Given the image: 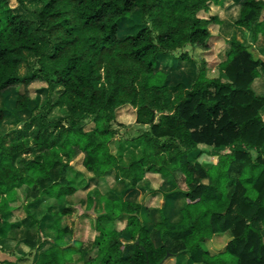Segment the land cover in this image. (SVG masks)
I'll return each instance as SVG.
<instances>
[{
    "label": "trees",
    "instance_id": "obj_1",
    "mask_svg": "<svg viewBox=\"0 0 264 264\" xmlns=\"http://www.w3.org/2000/svg\"><path fill=\"white\" fill-rule=\"evenodd\" d=\"M224 1L18 0L30 18L0 0V241L35 249L36 264H67L63 255L73 247L60 223L71 207L51 206L41 219L34 212L43 201H68L77 191L70 173L85 178L87 172V186L96 181L88 204L101 211L94 220L95 253L85 264H165L186 252L192 264H264V96L252 88L264 76V60L234 37L216 76L207 55L198 61L184 52L210 51L217 37L211 26L219 19L200 12ZM238 3L235 26L264 46V0ZM135 11L144 26L121 36L119 22ZM171 55L177 57L164 62ZM23 63L28 72L21 76ZM183 63L195 66L190 88L169 83ZM37 81L59 95L47 112L33 110L36 99L27 89L10 97L9 91ZM125 106L147 127L140 155L126 165L112 150ZM56 107L65 115L52 121ZM11 119L15 127L2 132ZM87 121L94 126L87 129ZM204 154L213 156L212 165L199 160ZM81 155L86 172L72 164ZM117 170L122 189L102 195L101 179ZM150 173L185 197L174 205L177 220L162 211L159 219L152 216L151 228L143 217L149 208L126 199ZM22 188L27 203L11 209ZM21 211L16 229L9 215ZM23 226L26 232L19 231ZM35 234L43 236L39 246ZM219 242L224 248L214 249Z\"/></svg>",
    "mask_w": 264,
    "mask_h": 264
},
{
    "label": "rangeland",
    "instance_id": "obj_2",
    "mask_svg": "<svg viewBox=\"0 0 264 264\" xmlns=\"http://www.w3.org/2000/svg\"><path fill=\"white\" fill-rule=\"evenodd\" d=\"M243 0H227L225 2L226 8H216L215 10L210 7L209 10H207L205 13L200 12L201 17H212L216 16L218 20V24H213L211 26L212 32L215 34L216 39L214 38L212 40V44L210 47V51H208L207 54L201 53L199 49H195L193 47H187L185 51L189 52L192 56L196 57L198 61H200L201 57L203 58L204 55H207L206 58L211 60L210 68L211 69H216L217 72L214 70L213 75L218 76V67H219V62L225 59V54L227 52L228 48V42L229 39L227 38H232L234 35L238 39H240L242 42H244L247 46L250 47L251 51L253 52L254 47L257 48H264L262 45L261 41L258 43H253L252 37L250 32L247 29H241L235 26L234 22L235 19L238 17L240 5L238 2H242ZM11 6L14 8V10L18 13H24L30 18H34L33 14L30 12L25 11L22 6L19 4L18 0H10ZM215 3H211V6L214 5ZM227 4V5H226ZM217 5V4H215ZM223 5V4H222ZM31 9H35L34 6H31ZM228 10L229 15L227 17V20H221L220 16H224V11ZM120 25V35L121 36H126L129 34H132L136 32L138 29L144 26L142 22V17L140 12H133L124 19H122L119 22ZM221 31L222 33H220ZM222 34V35H221ZM226 39L223 40L221 37ZM219 41L221 43H219ZM218 42V43H217ZM205 58V57H204ZM194 65L189 64V63H183L182 67L179 69H176L172 73L169 74L168 79L169 83H184L186 86L189 88L191 87V75L194 71ZM28 72V64L23 63L19 69V74L21 76L26 75ZM47 85L44 84L43 82H34L32 83L29 87L21 86L18 87L16 90H11L10 92V97L14 98L17 94V92H25L27 89L30 93V95L36 99V101L33 103L32 108L34 111L37 110V112H47L50 109V104L49 102L52 100V102H56L58 99L59 95L58 93H54L53 96L50 95L48 90L46 89ZM4 101V96L0 98V105H2V102ZM65 115V109L56 107L52 110L51 114L49 115L50 120H57L58 118L62 117ZM30 115L28 114L25 116V118H28ZM14 119H11V121H7L6 123L3 124L1 127L2 132H8L12 130L15 127L14 124ZM94 126V123L91 121L86 122V128L90 129ZM114 127L117 130V135L113 141L112 144V150L114 153L118 154V156L121 159V163L126 165L130 164L134 156H138L141 153V135L142 132L147 129V127L140 126L136 123V111L133 107L131 106H125L122 107L118 110V115H117V121L114 124ZM82 158L83 155H81L78 159H76L72 164L75 166L76 169L82 170L83 172L85 171V168L82 166ZM203 164L206 166L212 165L214 158L211 155H203L199 159ZM119 176L122 175L121 170H117ZM116 171V173H117ZM234 173H236V168L234 169ZM90 174L86 172L85 178L77 177L73 172L70 173L69 178L74 181V184H77V186H80L77 189V192L72 196L68 197V207L71 206L72 214L71 215H66L63 216V219L60 223L61 226L67 228V232L65 235V242L70 243L73 242L75 243V248H72L63 255V262L66 263H71L75 261V257L77 255L78 249L82 248L83 252L84 250L87 252L91 250L92 248V241L94 238V234L91 231L92 229L94 230V220L96 218V212L92 208H88V201H87V192L90 190V193L94 192L95 184L96 181L91 182V186L87 187L85 186V183L90 181ZM149 179H145L148 181L147 186L151 188V191H146L145 193L142 191V189H139L140 193L144 195V199H148V201L144 200V202H148L149 204L152 202V199L154 201V204L158 207V210L160 209L161 212L164 211L166 215L170 216L173 220H177L179 218L178 216V210L174 208V205L176 204L177 206H181L184 203V195L181 192H178L174 194L172 192V189L175 190V188L171 187V185L165 184L163 185L164 178L162 175L159 174H154L153 176L148 174ZM84 182V183H83ZM81 183H83L81 185ZM142 183H145L144 181ZM141 183V184H142ZM140 184V185H141ZM122 185L120 182L115 180V175L109 177L108 179L103 178L101 179L98 189L101 192H107L109 189H112L111 191L114 190H119L120 188L122 189ZM155 186V188H153ZM153 188V189H152ZM148 190V189H147ZM171 194L167 195L168 192ZM173 193V194H172ZM164 194H166V197H164ZM151 198V199H150ZM168 198V199H167ZM27 202L26 199V192L23 191L22 189L18 191V195L16 200H13L11 202V209L17 208V207H22L23 204ZM60 204L56 202L55 200H49V202L43 201L41 210L35 211V216L38 219H41L43 215L51 210L53 207H57ZM53 206V207H51ZM19 213H15L13 217L11 218V221L13 222L14 228L17 229L18 224H22V218L25 216L24 211H21ZM159 219L160 216H157ZM149 228H151V222L147 224ZM154 232V231H153ZM264 232V231H263ZM264 234V233H263ZM45 236V235H44ZM20 237H28L26 235L22 236L20 234ZM35 238L33 241L38 240L41 242L42 240V235H37L35 234ZM222 245V244H221ZM203 247L206 249H210V243L208 241L204 242ZM79 253V252H78ZM82 253V252H81ZM32 254V253H31ZM190 254L188 252L180 254L179 256H175L177 259L180 258V260L185 256H189ZM87 254L82 258L83 260L87 258ZM76 264H83V261L81 260L79 263L77 262Z\"/></svg>",
    "mask_w": 264,
    "mask_h": 264
},
{
    "label": "crops",
    "instance_id": "obj_3",
    "mask_svg": "<svg viewBox=\"0 0 264 264\" xmlns=\"http://www.w3.org/2000/svg\"><path fill=\"white\" fill-rule=\"evenodd\" d=\"M227 0L224 1L223 5H212L210 6L211 8H213L215 10V7L216 8H219L221 9L222 7L223 8H226L225 6V2ZM227 5V4H226ZM203 12V11H202ZM206 11H204L205 13ZM224 16L221 17L220 16V19L221 20H224L226 19L227 20V17L229 15V12L228 10H225L224 11ZM243 29V28H241ZM220 33H222L221 31H219ZM222 35V34H221ZM235 37V35L230 39V38H227L230 40H232L233 38ZM223 40L226 41L225 38H223V36L221 37ZM252 39V38H251ZM240 40V39H239ZM219 43H221L219 41ZM253 53L255 55L256 58H260V59H263L264 60V48H257V47H254V50H253ZM176 55H171L170 57L168 56L167 58H165L164 62H168L169 60H171L173 57H175ZM177 57V56H176ZM252 88L254 89V91L258 94V95H261V96H264V76H261V77H258L254 83L252 84ZM262 114H263V117H264V110L262 111ZM118 173V172H117ZM116 172L112 173V174H109L108 176H106L105 178L108 179L109 177L115 175V178H116ZM152 176L154 174H151ZM151 176H148L146 177V179ZM116 180V179H115ZM145 183H142L141 185H139L137 188L135 189H130L128 191V193L126 194V199L128 200H131V201H134V202H138L140 204H142L143 206L149 208L148 211H145L143 213V217L145 218V221H147V223H149L150 221L153 220L152 216L154 215L155 218L157 219V216H160L161 214V210L159 209L158 210V207L157 204L155 205L154 204V201L152 199V202L149 204L148 202H144V200L148 201V199H144V195L140 193L139 189H142L144 191H142V193L146 192V191H151V188H149L147 186L148 184V181H144ZM84 183V182H83ZM81 183V185L83 184ZM74 186L78 189L80 186H77V184H74ZM85 186H87V182L85 183ZM88 187V186H87ZM155 188V186L153 187ZM152 188V189H153ZM173 188V187H172ZM148 189V190H147ZM21 190V189H19ZM23 191H25L24 188H22ZM112 189H109L107 192H101L102 195L104 194H107L109 192H112L111 191ZM121 190V188L119 189V191ZM177 188L172 189V192L174 194L177 193ZM114 191H118V190H114ZM77 192V191H76ZM75 192V193H76ZM74 193V194H75ZM87 196L89 195L90 193V190H88L87 192ZM172 193V194H173ZM73 194V195H74ZM171 194V190L170 192L167 193V195H170ZM72 195V196H73ZM164 197H166V194H164ZM27 199V198H26ZM151 199V198H150ZM168 199V198H167ZM16 200V199H15ZM99 201V198L97 199ZM88 201V200H87ZM27 203V202H26ZM61 203H63V205H67L69 204V202L67 201V199L65 198L62 202H60V205H62ZM71 207V206H70ZM88 208H92L94 209V211L96 212V215L97 213H99L101 211V206L100 205H94L93 207H90L89 204L87 205ZM156 210V211H155ZM55 211H58V208H56ZM72 214V213H71ZM69 214V215H71ZM166 214V213H165ZM14 214H10L9 216L10 217H13ZM151 215V216H150ZM150 217V219L148 220V218ZM9 221L11 223H13L11 221V218H9ZM122 226H125V222L122 223ZM63 227V226H62ZM65 228V227H63ZM14 230V228H12ZM23 231V232H26V228L23 226V228L19 229V231ZM16 231V230H15ZM94 234V238H93V241H92V246H93V242L95 240V236H96V231L95 229L91 230ZM264 233V232H263ZM264 235V234H263ZM66 241V240H65ZM68 243V242H67ZM40 244V241L38 240V244L37 246H39ZM69 245H72L73 248H75V243L73 242H70L68 243ZM222 244V245H221ZM225 245V243L223 244L222 242H219L217 244H215V247L214 249L216 250H219L221 248H224L223 246ZM92 249V248H91ZM79 252V253H78ZM78 252H77V255H76V259L74 262H69L67 264H76L77 262L79 263L81 260L83 261V264H85V259L83 260L82 258L85 256V254H87L88 256H92L94 255L95 252H93L92 250L88 251L87 252H83L82 248L78 249ZM82 252V253H81ZM32 253V254H31ZM87 256V257H88ZM176 257H172L171 259H169L165 264H192L190 262V255L187 256V257H183L181 260L180 258L177 257V259H175ZM36 261H37V258H36V250L35 249H31L29 246L25 245V244H21L19 243L18 241L16 240H11V239H2L0 241V264H9V262L13 263V264H36Z\"/></svg>",
    "mask_w": 264,
    "mask_h": 264
},
{
    "label": "water",
    "instance_id": "obj_4",
    "mask_svg": "<svg viewBox=\"0 0 264 264\" xmlns=\"http://www.w3.org/2000/svg\"><path fill=\"white\" fill-rule=\"evenodd\" d=\"M148 264H150V263L148 262Z\"/></svg>",
    "mask_w": 264,
    "mask_h": 264
}]
</instances>
